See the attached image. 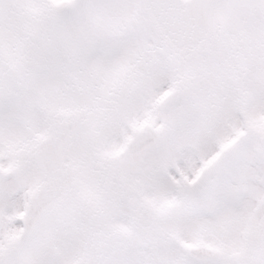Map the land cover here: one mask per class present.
<instances>
[{"label": "snow or ice", "instance_id": "1", "mask_svg": "<svg viewBox=\"0 0 264 264\" xmlns=\"http://www.w3.org/2000/svg\"><path fill=\"white\" fill-rule=\"evenodd\" d=\"M0 264H264V0H0Z\"/></svg>", "mask_w": 264, "mask_h": 264}]
</instances>
